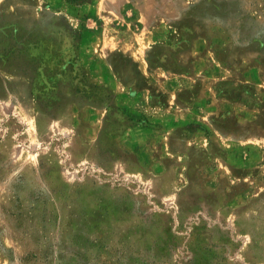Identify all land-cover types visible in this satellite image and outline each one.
I'll list each match as a JSON object with an SVG mask.
<instances>
[{"label": "rangeland", "instance_id": "1", "mask_svg": "<svg viewBox=\"0 0 264 264\" xmlns=\"http://www.w3.org/2000/svg\"><path fill=\"white\" fill-rule=\"evenodd\" d=\"M0 264H264V0H0Z\"/></svg>", "mask_w": 264, "mask_h": 264}]
</instances>
